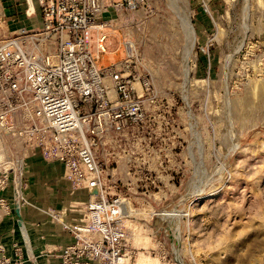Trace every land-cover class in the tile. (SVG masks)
Here are the masks:
<instances>
[{
  "label": "rangeland",
  "instance_id": "1",
  "mask_svg": "<svg viewBox=\"0 0 264 264\" xmlns=\"http://www.w3.org/2000/svg\"><path fill=\"white\" fill-rule=\"evenodd\" d=\"M15 1L27 17L26 0ZM148 4L146 13L113 12L109 46L97 60L100 68L120 61L122 42H135L165 115L151 140L109 133L96 150L104 190L123 201L126 263L264 264V0ZM3 29L0 39L9 35ZM25 152L0 136V179L19 159L9 184L23 182ZM22 189L24 204L63 228L85 220V199L33 205ZM66 190L89 197L85 187Z\"/></svg>",
  "mask_w": 264,
  "mask_h": 264
},
{
  "label": "built area",
  "instance_id": "2",
  "mask_svg": "<svg viewBox=\"0 0 264 264\" xmlns=\"http://www.w3.org/2000/svg\"><path fill=\"white\" fill-rule=\"evenodd\" d=\"M28 2V0H27ZM41 27L10 30L0 0V136L20 141L47 161L65 165L76 187L89 190L85 220L64 228L74 242L63 247L59 264H128L129 250L121 225L119 197L104 190L102 162L96 150L109 133L137 140L153 138L152 125L164 121L162 101L150 72L140 69L135 42L123 41L125 56L100 68L97 60L109 46L110 12H150L148 0H38ZM29 17L35 13L26 11ZM3 29V30H4ZM147 133V134H145ZM3 166L0 189L11 183L22 163ZM23 182L16 179L14 199L0 198L10 213L26 202ZM56 215H54V218ZM134 252V250H133ZM23 251L0 264H23Z\"/></svg>",
  "mask_w": 264,
  "mask_h": 264
},
{
  "label": "crops",
  "instance_id": "3",
  "mask_svg": "<svg viewBox=\"0 0 264 264\" xmlns=\"http://www.w3.org/2000/svg\"><path fill=\"white\" fill-rule=\"evenodd\" d=\"M31 2L35 10L31 17L18 14L23 3L16 4L15 0H7V5L4 4L10 30H16L22 26H42L41 14L37 13L35 6L38 0H28V12L31 10L29 6ZM112 14L113 12H110L107 17L111 19ZM25 155L23 183H25V194L33 205L46 204L47 207H54L61 200L64 204H69L75 199H85V201L89 199L88 196L86 198L77 197V194L73 196L66 190L72 183L64 179L62 173L65 171V165L62 162L47 161L36 150H29L25 152ZM60 187L64 190L59 191ZM14 193L13 184H9L6 188L0 189V198L11 202L14 199ZM73 242L74 237L61 224L55 223L48 215L41 213L33 206L22 205L19 214L15 208L7 213L0 206V247L4 248L7 255H14L15 247H21L23 264H59L61 250Z\"/></svg>",
  "mask_w": 264,
  "mask_h": 264
},
{
  "label": "bare ground",
  "instance_id": "4",
  "mask_svg": "<svg viewBox=\"0 0 264 264\" xmlns=\"http://www.w3.org/2000/svg\"><path fill=\"white\" fill-rule=\"evenodd\" d=\"M31 4H32V2H31ZM31 8H33L32 7V5H31ZM31 11H32V9H31ZM33 12H34V10H33ZM30 13V12H29ZM32 13V12H31ZM185 17V16H184ZM185 24H186V27H187V30H188V32L191 34V36H193L194 37V31H193V28H192V25H191V22H190V19H189V17H186V19H185ZM193 44L194 43H192V45H191V48H193ZM27 238V237H26ZM27 240V239H26ZM29 241V240H28Z\"/></svg>",
  "mask_w": 264,
  "mask_h": 264
}]
</instances>
